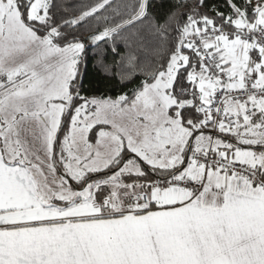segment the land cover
Wrapping results in <instances>:
<instances>
[{"label": "snow or ice", "instance_id": "1", "mask_svg": "<svg viewBox=\"0 0 264 264\" xmlns=\"http://www.w3.org/2000/svg\"><path fill=\"white\" fill-rule=\"evenodd\" d=\"M0 264H264V0H0Z\"/></svg>", "mask_w": 264, "mask_h": 264}, {"label": "trees", "instance_id": "2", "mask_svg": "<svg viewBox=\"0 0 264 264\" xmlns=\"http://www.w3.org/2000/svg\"><path fill=\"white\" fill-rule=\"evenodd\" d=\"M111 57L109 56V59H110Z\"/></svg>", "mask_w": 264, "mask_h": 264}]
</instances>
